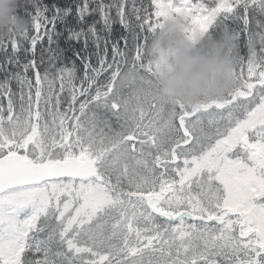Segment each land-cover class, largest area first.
Segmentation results:
<instances>
[{
  "label": "snow or ice",
  "instance_id": "1",
  "mask_svg": "<svg viewBox=\"0 0 264 264\" xmlns=\"http://www.w3.org/2000/svg\"><path fill=\"white\" fill-rule=\"evenodd\" d=\"M236 11L264 0H39L0 41V264H264V46L199 110L157 100L143 54L169 12L195 42ZM73 15L79 67L53 47ZM125 68L140 91L115 90Z\"/></svg>",
  "mask_w": 264,
  "mask_h": 264
},
{
  "label": "clouds",
  "instance_id": "2",
  "mask_svg": "<svg viewBox=\"0 0 264 264\" xmlns=\"http://www.w3.org/2000/svg\"><path fill=\"white\" fill-rule=\"evenodd\" d=\"M39 0H0V41L15 37L23 41L31 32L32 20L21 12L35 7ZM187 17L169 12L149 35L144 59L151 65V81L156 99L167 106L199 110L203 105L222 100L235 87L239 67L238 37L225 34L220 39L200 34L195 42L186 37ZM140 91L139 74L123 69L115 90Z\"/></svg>",
  "mask_w": 264,
  "mask_h": 264
},
{
  "label": "trees",
  "instance_id": "3",
  "mask_svg": "<svg viewBox=\"0 0 264 264\" xmlns=\"http://www.w3.org/2000/svg\"><path fill=\"white\" fill-rule=\"evenodd\" d=\"M76 2H78V0H40V3L43 5H48L50 10L53 5L64 7L71 4L74 7ZM33 8V6H28L21 12V14L32 20L30 13ZM97 19H99V16L93 15L88 18V22L91 23L93 20ZM67 23H69L70 26L76 25L74 15L69 17V20H62L57 24V31L59 34L55 37V44L53 47L58 49L59 64H71V62L76 59L77 67H79L80 62L77 58V53L83 54L85 49L82 42L69 39L66 29ZM84 26L86 27L87 25ZM101 26L102 25H98V27ZM112 27L114 36L123 34V29L120 25L113 24ZM32 34L35 35V32L33 31ZM225 34H232L238 37L237 55L240 61L239 65L242 63H247L252 58L253 52L264 46V12H250L248 18H245V16L240 11H236L231 14L225 13L217 16L213 24L210 26L207 35L212 36L215 39H220ZM43 47L45 48V56H47L46 40L43 44ZM89 50H94L92 49V45H89ZM9 51H11L10 48ZM21 58H24L23 53H21ZM3 59L4 55L3 53H0V62H2ZM93 63H95L94 57ZM82 71L83 69L81 66V74ZM29 74L31 75V73ZM2 78L3 74L0 73V79ZM13 87L14 89L17 87L15 83L13 84Z\"/></svg>",
  "mask_w": 264,
  "mask_h": 264
}]
</instances>
